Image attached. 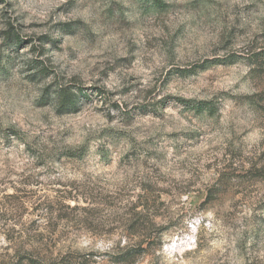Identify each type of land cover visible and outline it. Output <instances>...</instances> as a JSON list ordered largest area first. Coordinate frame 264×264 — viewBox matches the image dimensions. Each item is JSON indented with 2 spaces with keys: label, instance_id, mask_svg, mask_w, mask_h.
<instances>
[{
  "label": "rangeland",
  "instance_id": "rangeland-1",
  "mask_svg": "<svg viewBox=\"0 0 264 264\" xmlns=\"http://www.w3.org/2000/svg\"><path fill=\"white\" fill-rule=\"evenodd\" d=\"M160 1L0 0V264H264V0Z\"/></svg>",
  "mask_w": 264,
  "mask_h": 264
},
{
  "label": "trees",
  "instance_id": "trees-1",
  "mask_svg": "<svg viewBox=\"0 0 264 264\" xmlns=\"http://www.w3.org/2000/svg\"><path fill=\"white\" fill-rule=\"evenodd\" d=\"M159 3H161L160 0H159ZM257 55H261L260 58H261V60L264 61V52H263V54L258 53ZM233 61H234L233 57L229 56V57H224L221 59L213 60L210 62L231 63ZM207 62H205V63H207ZM59 91L61 94L59 101H58L59 107L64 111H68L70 109H76V103H77L76 100L78 99V95H76L72 91H69V90L67 91L66 89H60ZM178 100L185 107L193 110L195 113H198V114L202 113V112H206L210 115H214L218 111L217 105L213 100H195V99H183V98H179ZM146 111H150V110H148V109L144 110V112H146ZM23 259H27L28 264H39V262L36 259L31 258V257L24 256Z\"/></svg>",
  "mask_w": 264,
  "mask_h": 264
}]
</instances>
